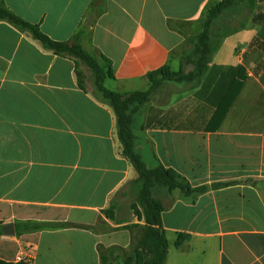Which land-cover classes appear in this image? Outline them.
I'll list each match as a JSON object with an SVG mask.
<instances>
[{
  "label": "crops",
  "instance_id": "obj_1",
  "mask_svg": "<svg viewBox=\"0 0 264 264\" xmlns=\"http://www.w3.org/2000/svg\"><path fill=\"white\" fill-rule=\"evenodd\" d=\"M220 1L4 3L53 41L84 29L81 47L110 61L104 87L124 94L146 91L147 74L165 65L183 68L188 40ZM133 133L148 168L161 165L190 190L208 188L194 198L154 190L163 204L164 264H264V192L253 184L264 181L262 29L226 36L197 84L160 85L134 115ZM134 179L111 111L78 88L73 62L0 22V264H101L108 252L109 264H120L143 226L119 217L124 188L138 193ZM218 184L225 185L212 188ZM111 198L123 223L101 213ZM26 221L65 226L5 234L6 225ZM21 253L30 261L16 262Z\"/></svg>",
  "mask_w": 264,
  "mask_h": 264
},
{
  "label": "trees",
  "instance_id": "obj_2",
  "mask_svg": "<svg viewBox=\"0 0 264 264\" xmlns=\"http://www.w3.org/2000/svg\"><path fill=\"white\" fill-rule=\"evenodd\" d=\"M264 0H222L210 6L204 13L201 32L188 40L190 48L184 56L185 65L176 72L170 71L168 66L147 74L150 84L146 91L131 93H115L104 87V80L112 76L110 61L103 56L94 57L80 45V35L84 29L68 41L51 40L38 27L20 18L10 11L4 0H0V22H7L16 30L26 34L39 47L51 52L55 56L69 59L74 64V76L80 90L89 93L100 104L106 106L114 118V136L124 157L135 173L133 182L138 185L136 202L132 206L138 220L143 221L140 236L136 240L131 254L120 264H164L168 243L161 226V212L163 204L154 194L155 189H163L168 194L179 190L184 196L195 197L206 192L207 187L190 190L186 181L161 165L148 168L136 149V138L133 133L134 115L139 108L148 103L157 88L164 83L197 84L204 76L212 57L221 46L222 40L240 29L246 27L248 16L253 13L257 4ZM242 18L243 22L232 24V19ZM230 23L232 25H230ZM91 89L87 90V84ZM231 103L227 101L226 107ZM264 192V181L253 183ZM218 184L212 186H223ZM116 203L110 199L108 206L101 211L102 215L118 224L115 219ZM64 224L47 222H18L15 223V234L35 232L45 229L63 228ZM137 226H126L136 228ZM2 225L0 223V236ZM179 244V241L176 243ZM111 252L102 255L101 264H109Z\"/></svg>",
  "mask_w": 264,
  "mask_h": 264
},
{
  "label": "rangeland",
  "instance_id": "obj_3",
  "mask_svg": "<svg viewBox=\"0 0 264 264\" xmlns=\"http://www.w3.org/2000/svg\"><path fill=\"white\" fill-rule=\"evenodd\" d=\"M240 21L243 22V19L241 17L235 19V23H238ZM246 23H247L246 25L249 26H259V28L262 29V33H264V1L260 2L258 7H256L255 10L253 11V13L248 16V20ZM179 63L181 67L185 65L184 57ZM123 193L124 196L118 198V202L122 208L119 217H123L128 221L138 220L135 215V211L131 209L136 202V196H137L136 186L133 184L128 185L126 188H124Z\"/></svg>",
  "mask_w": 264,
  "mask_h": 264
},
{
  "label": "built area",
  "instance_id": "obj_4",
  "mask_svg": "<svg viewBox=\"0 0 264 264\" xmlns=\"http://www.w3.org/2000/svg\"><path fill=\"white\" fill-rule=\"evenodd\" d=\"M15 261L16 262H29L30 261V257L25 254V253H21L18 256L15 257Z\"/></svg>",
  "mask_w": 264,
  "mask_h": 264
},
{
  "label": "water",
  "instance_id": "obj_5",
  "mask_svg": "<svg viewBox=\"0 0 264 264\" xmlns=\"http://www.w3.org/2000/svg\"><path fill=\"white\" fill-rule=\"evenodd\" d=\"M4 232L7 235L13 236L15 234L14 225L12 223L6 225L4 228Z\"/></svg>",
  "mask_w": 264,
  "mask_h": 264
}]
</instances>
